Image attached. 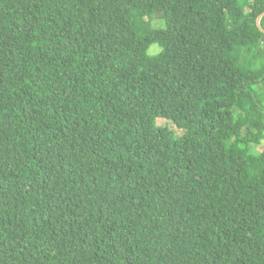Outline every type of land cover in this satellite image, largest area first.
I'll use <instances>...</instances> for the list:
<instances>
[{"label":"trees","instance_id":"trees-1","mask_svg":"<svg viewBox=\"0 0 264 264\" xmlns=\"http://www.w3.org/2000/svg\"><path fill=\"white\" fill-rule=\"evenodd\" d=\"M263 13L0 0V264H264Z\"/></svg>","mask_w":264,"mask_h":264},{"label":"rangeland","instance_id":"rangeland-1","mask_svg":"<svg viewBox=\"0 0 264 264\" xmlns=\"http://www.w3.org/2000/svg\"><path fill=\"white\" fill-rule=\"evenodd\" d=\"M134 16L136 18V21L141 24L145 21H147V17L144 16L140 11L138 10H135L134 11ZM151 24L154 26V27H157V26H163V23L161 20H159L158 17H153V20L151 22ZM160 51V48L158 45H153L150 47L149 51H148V54H155V53H158ZM157 125L158 126H166L167 128H169L171 131H173L174 133H176L177 136H180L182 133L180 131H178L172 123L170 122H167L165 120H162V119H157ZM255 140L262 144L263 143V138L261 136V134L259 133H256L255 136H254ZM257 151L261 152L262 151V148H256ZM87 163V161H77V162H64V164H69V165H85Z\"/></svg>","mask_w":264,"mask_h":264},{"label":"water","instance_id":"water-1","mask_svg":"<svg viewBox=\"0 0 264 264\" xmlns=\"http://www.w3.org/2000/svg\"><path fill=\"white\" fill-rule=\"evenodd\" d=\"M262 16H264V13H263L262 15H260V16L257 18V20H256L258 26H259V22H260V19L262 18Z\"/></svg>","mask_w":264,"mask_h":264}]
</instances>
